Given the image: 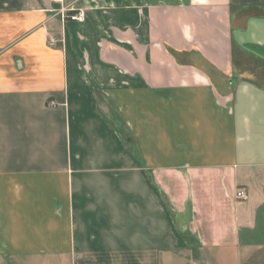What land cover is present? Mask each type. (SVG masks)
<instances>
[{
    "label": "crops",
    "instance_id": "1",
    "mask_svg": "<svg viewBox=\"0 0 264 264\" xmlns=\"http://www.w3.org/2000/svg\"><path fill=\"white\" fill-rule=\"evenodd\" d=\"M0 264H264V0H0Z\"/></svg>",
    "mask_w": 264,
    "mask_h": 264
},
{
    "label": "built area",
    "instance_id": "2",
    "mask_svg": "<svg viewBox=\"0 0 264 264\" xmlns=\"http://www.w3.org/2000/svg\"><path fill=\"white\" fill-rule=\"evenodd\" d=\"M61 0H48L49 4H54V3H59ZM62 13V15H64L65 21L66 22H77V23H81L84 19V15L81 12H77L75 14L70 13L69 9H61L60 11ZM53 45V43H50V46ZM236 198L244 201L246 200V194L243 190L241 191H237L236 192Z\"/></svg>",
    "mask_w": 264,
    "mask_h": 264
}]
</instances>
